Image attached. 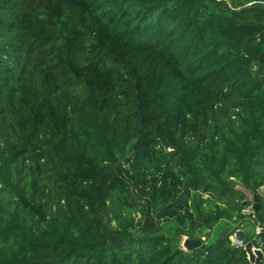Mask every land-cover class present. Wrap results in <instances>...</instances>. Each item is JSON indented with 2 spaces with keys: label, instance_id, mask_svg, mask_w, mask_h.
I'll return each mask as SVG.
<instances>
[{
  "label": "trees",
  "instance_id": "16d2710c",
  "mask_svg": "<svg viewBox=\"0 0 264 264\" xmlns=\"http://www.w3.org/2000/svg\"><path fill=\"white\" fill-rule=\"evenodd\" d=\"M263 187L264 0H0V264H253Z\"/></svg>",
  "mask_w": 264,
  "mask_h": 264
},
{
  "label": "water",
  "instance_id": "95a60500",
  "mask_svg": "<svg viewBox=\"0 0 264 264\" xmlns=\"http://www.w3.org/2000/svg\"><path fill=\"white\" fill-rule=\"evenodd\" d=\"M243 204H246V201L243 202ZM260 207V203L258 200L257 194H254V203L253 207L251 210L245 209L246 212H258ZM115 240V238H112ZM236 239L241 240L243 245L245 246V249L247 250V253L249 255V259L253 264H259V262L263 259L264 257V252L261 248L254 247L253 242L251 240V236L245 232L244 229H238L235 232V236L233 237V241ZM261 242V239H259ZM203 242L201 239L197 238H189L186 237L184 239L183 245L186 250H192L195 247H198L202 245Z\"/></svg>",
  "mask_w": 264,
  "mask_h": 264
},
{
  "label": "rangeland",
  "instance_id": "374dc122",
  "mask_svg": "<svg viewBox=\"0 0 264 264\" xmlns=\"http://www.w3.org/2000/svg\"><path fill=\"white\" fill-rule=\"evenodd\" d=\"M229 2L232 4V5H239L241 2H242V0H229ZM155 170V169H154ZM152 176V174L150 173L149 174V178ZM240 187V186H239ZM245 190V189H244ZM263 191H264V189H262ZM245 192H246V194H247V197L249 198V199H252V195H251V193L248 191V190H245ZM246 209H248V208H246ZM171 224H177V221H176V218L175 217H172V218H169V219H165V220H163V226L164 227H166V228H168ZM215 237V235H213L212 236V238H210V239H213ZM186 237H184L183 236V239H182V241H181V245L182 246H184L183 245V242H184V239H185Z\"/></svg>",
  "mask_w": 264,
  "mask_h": 264
},
{
  "label": "built area",
  "instance_id": "2783aa9c",
  "mask_svg": "<svg viewBox=\"0 0 264 264\" xmlns=\"http://www.w3.org/2000/svg\"><path fill=\"white\" fill-rule=\"evenodd\" d=\"M262 189H264V187L262 188ZM252 207H253V205H251L250 207H247L249 210H251L252 209ZM260 231H261V226H257L256 227V229H255V234H258V233H260ZM234 244H235V246H244L243 245V243H242V241L241 240H238V239H236L235 241H234ZM254 245V247H257V248H261V247H259V246H256L255 244H253ZM184 249H185V247L184 246H182ZM245 247V246H244ZM262 249V248H261Z\"/></svg>",
  "mask_w": 264,
  "mask_h": 264
},
{
  "label": "crops",
  "instance_id": "0c3cea01",
  "mask_svg": "<svg viewBox=\"0 0 264 264\" xmlns=\"http://www.w3.org/2000/svg\"><path fill=\"white\" fill-rule=\"evenodd\" d=\"M254 227H255V226H254ZM256 227H257V226H256ZM256 227H255V229H256ZM241 229H244L245 232H246L247 234L250 235V233H251L252 230H253V226H252L251 224H249V223H245Z\"/></svg>",
  "mask_w": 264,
  "mask_h": 264
}]
</instances>
